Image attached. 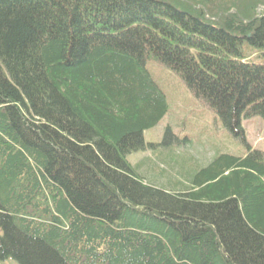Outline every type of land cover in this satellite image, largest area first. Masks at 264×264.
Returning <instances> with one entry per match:
<instances>
[{
	"label": "trees",
	"instance_id": "1",
	"mask_svg": "<svg viewBox=\"0 0 264 264\" xmlns=\"http://www.w3.org/2000/svg\"><path fill=\"white\" fill-rule=\"evenodd\" d=\"M205 2L0 0V263L264 264L263 152L127 160L168 113L153 58L245 144L264 121V14Z\"/></svg>",
	"mask_w": 264,
	"mask_h": 264
},
{
	"label": "rangeland",
	"instance_id": "2",
	"mask_svg": "<svg viewBox=\"0 0 264 264\" xmlns=\"http://www.w3.org/2000/svg\"><path fill=\"white\" fill-rule=\"evenodd\" d=\"M225 1L227 0H215L212 9L218 8L216 5L224 6ZM238 1L241 5L239 4L238 7L231 5V8H228L231 9V13L238 15L254 14L257 17L264 14V0H253L252 4L254 2V5L248 0ZM211 3V0L205 2L207 7H212ZM189 4L194 3L190 1ZM201 6L204 7V5ZM197 9L204 10L205 17L214 21H218L219 17L222 16L221 14L217 18L210 16L207 12L208 8L205 7ZM147 68L166 95L168 113L158 126L144 133L146 145L155 146H148L146 150L133 153L127 158L134 168L139 166V171L144 173L145 177L151 168L156 169L157 166L162 169L165 168L171 176L174 173L178 175L176 164L168 165L172 159H174V163L176 161L182 162L183 157L185 160L188 159L192 165L198 163L206 166L219 154L243 155L249 147L264 153V121L261 118L242 119L241 126L245 135V144L224 128L221 120L210 110L205 101L197 99L190 93L179 77L163 67L154 58L148 61ZM168 129H170L172 136L163 145ZM167 159L169 160L168 164L166 163ZM156 172H158L157 169ZM0 264L18 263L13 259H7Z\"/></svg>",
	"mask_w": 264,
	"mask_h": 264
},
{
	"label": "water",
	"instance_id": "3",
	"mask_svg": "<svg viewBox=\"0 0 264 264\" xmlns=\"http://www.w3.org/2000/svg\"><path fill=\"white\" fill-rule=\"evenodd\" d=\"M250 37V36H249Z\"/></svg>",
	"mask_w": 264,
	"mask_h": 264
}]
</instances>
